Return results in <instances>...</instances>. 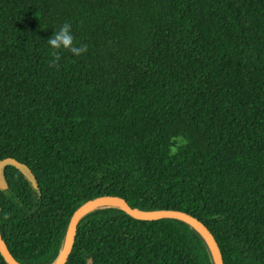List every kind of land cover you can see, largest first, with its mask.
I'll return each instance as SVG.
<instances>
[{"label": "trees", "instance_id": "1", "mask_svg": "<svg viewBox=\"0 0 264 264\" xmlns=\"http://www.w3.org/2000/svg\"><path fill=\"white\" fill-rule=\"evenodd\" d=\"M66 22L78 56L47 44ZM7 157L40 187L3 168L0 232L20 264H54L103 194L189 212L225 264H264V0H0ZM90 260L215 264L191 223L114 206L80 221L68 264Z\"/></svg>", "mask_w": 264, "mask_h": 264}, {"label": "water", "instance_id": "2", "mask_svg": "<svg viewBox=\"0 0 264 264\" xmlns=\"http://www.w3.org/2000/svg\"><path fill=\"white\" fill-rule=\"evenodd\" d=\"M8 165H13L16 168H18L33 183L36 189L40 188L35 174L33 173L32 169L26 163L21 162L18 159L13 158V157H7V158L0 160V188L1 189L8 188V183L3 178V172H2L3 168ZM107 202H113L117 204V205H114V207H120L124 209L130 216L138 220L155 221V220H161L164 218H177V219H182V220H185L191 223L192 225L197 227L207 239L211 247V250H212L215 264H225L224 256H223L219 241L215 233L210 228V226L204 223L199 217L189 212L182 211V210H175V209L160 210V211H142L140 209L133 208L124 197L120 195H111V194H103V195L92 197L86 200L84 203H82L74 211V214L70 222L67 239H66L64 248L61 251L59 257L61 256L62 252L64 253L60 261L58 262V264H68V262L70 261L72 257V253L76 245L77 234H78V229H79L81 219L87 213L91 212L94 209H97L99 207L108 206V205L99 206L100 204L107 203ZM218 217H221V215H218ZM0 251L3 257L5 258V260L8 262V264H20L16 260V258L13 256L12 252L10 251L7 243L3 239L1 232H0ZM59 257L57 258V260L59 259ZM88 264H92V260H90Z\"/></svg>", "mask_w": 264, "mask_h": 264}, {"label": "clouds", "instance_id": "3", "mask_svg": "<svg viewBox=\"0 0 264 264\" xmlns=\"http://www.w3.org/2000/svg\"><path fill=\"white\" fill-rule=\"evenodd\" d=\"M47 44L53 50L64 49L71 52L74 56H78L86 51V46H77L74 44L71 25L67 22L52 33V35L47 39ZM53 55H57V52L54 51Z\"/></svg>", "mask_w": 264, "mask_h": 264}, {"label": "bare ground", "instance_id": "4", "mask_svg": "<svg viewBox=\"0 0 264 264\" xmlns=\"http://www.w3.org/2000/svg\"><path fill=\"white\" fill-rule=\"evenodd\" d=\"M105 205H108V206H114V205H117L113 202H107V203H103V204H100L99 206H105ZM64 252H62L61 256L59 257V259L54 263V264H58V262L60 261L62 255H63Z\"/></svg>", "mask_w": 264, "mask_h": 264}]
</instances>
